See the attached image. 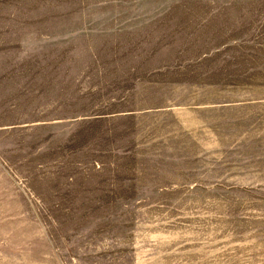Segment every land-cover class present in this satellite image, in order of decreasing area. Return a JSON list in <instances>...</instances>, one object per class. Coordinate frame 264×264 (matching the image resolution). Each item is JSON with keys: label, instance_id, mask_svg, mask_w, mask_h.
Segmentation results:
<instances>
[{"label": "rangeland", "instance_id": "rangeland-1", "mask_svg": "<svg viewBox=\"0 0 264 264\" xmlns=\"http://www.w3.org/2000/svg\"><path fill=\"white\" fill-rule=\"evenodd\" d=\"M0 264H264V0H0Z\"/></svg>", "mask_w": 264, "mask_h": 264}]
</instances>
